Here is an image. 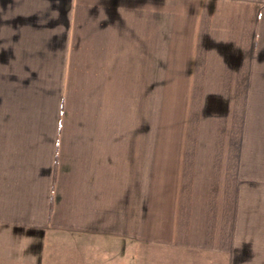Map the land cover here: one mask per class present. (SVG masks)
Returning a JSON list of instances; mask_svg holds the SVG:
<instances>
[{
  "label": "crops",
  "instance_id": "1",
  "mask_svg": "<svg viewBox=\"0 0 264 264\" xmlns=\"http://www.w3.org/2000/svg\"><path fill=\"white\" fill-rule=\"evenodd\" d=\"M163 74L203 106L164 146ZM80 237L264 264V0H0V264Z\"/></svg>",
  "mask_w": 264,
  "mask_h": 264
},
{
  "label": "rangeland",
  "instance_id": "2",
  "mask_svg": "<svg viewBox=\"0 0 264 264\" xmlns=\"http://www.w3.org/2000/svg\"><path fill=\"white\" fill-rule=\"evenodd\" d=\"M186 83L182 76L163 74L161 124L158 128L156 126L165 137L163 146L167 145L166 136L169 134L177 136V142H180L185 132L192 133L200 127L197 112L203 106L193 99V93L187 90ZM146 128L147 131L153 130L151 123H147ZM118 243L99 238L47 239L43 244L39 243L40 259L42 264H135L134 257L128 256L131 251L125 252V246Z\"/></svg>",
  "mask_w": 264,
  "mask_h": 264
}]
</instances>
